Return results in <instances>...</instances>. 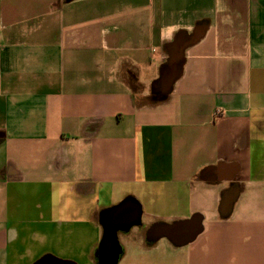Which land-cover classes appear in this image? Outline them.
I'll use <instances>...</instances> for the list:
<instances>
[{
  "label": "crops",
  "instance_id": "obj_1",
  "mask_svg": "<svg viewBox=\"0 0 264 264\" xmlns=\"http://www.w3.org/2000/svg\"><path fill=\"white\" fill-rule=\"evenodd\" d=\"M107 224L117 264H264V0H0V264Z\"/></svg>",
  "mask_w": 264,
  "mask_h": 264
},
{
  "label": "water",
  "instance_id": "obj_2",
  "mask_svg": "<svg viewBox=\"0 0 264 264\" xmlns=\"http://www.w3.org/2000/svg\"><path fill=\"white\" fill-rule=\"evenodd\" d=\"M197 216H194L187 223L195 225L193 231L188 234L187 238L177 241V245H183L195 238L200 231V227L196 226ZM118 228L112 224L105 225L104 236L98 249V264H117L118 258L121 254V246L118 239Z\"/></svg>",
  "mask_w": 264,
  "mask_h": 264
}]
</instances>
